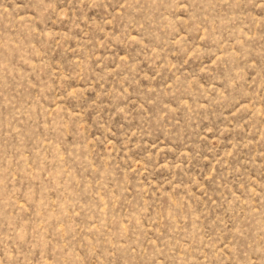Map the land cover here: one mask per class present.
Segmentation results:
<instances>
[{
	"label": "rangeland",
	"instance_id": "374dc122",
	"mask_svg": "<svg viewBox=\"0 0 264 264\" xmlns=\"http://www.w3.org/2000/svg\"><path fill=\"white\" fill-rule=\"evenodd\" d=\"M0 264H264V0H0Z\"/></svg>",
	"mask_w": 264,
	"mask_h": 264
}]
</instances>
